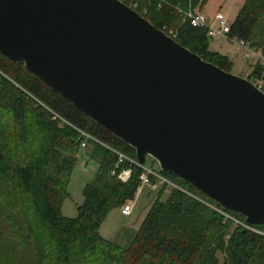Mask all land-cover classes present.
I'll use <instances>...</instances> for the list:
<instances>
[{
  "label": "water",
  "instance_id": "1",
  "mask_svg": "<svg viewBox=\"0 0 264 264\" xmlns=\"http://www.w3.org/2000/svg\"><path fill=\"white\" fill-rule=\"evenodd\" d=\"M0 54L160 171L264 223V91L121 0H0Z\"/></svg>",
  "mask_w": 264,
  "mask_h": 264
},
{
  "label": "trees",
  "instance_id": "2",
  "mask_svg": "<svg viewBox=\"0 0 264 264\" xmlns=\"http://www.w3.org/2000/svg\"><path fill=\"white\" fill-rule=\"evenodd\" d=\"M205 1L135 0V11L182 46L229 71V59L209 49L207 29L192 26L181 14ZM229 36L264 51V0L243 1ZM248 67L247 79L254 83L262 67L257 61ZM76 128L96 141L85 140ZM81 145L98 169L71 218L61 207ZM105 145L136 158L132 147L23 65L0 54V248L7 264H219L217 252L223 254L221 264H264V223L255 225L263 233L253 232L176 188L163 200L166 186L159 188L139 227L124 240L103 238L101 224L111 209L134 199L142 173L132 166L130 177L121 181L118 174L129 165H117V155ZM161 173L218 205L174 175Z\"/></svg>",
  "mask_w": 264,
  "mask_h": 264
},
{
  "label": "rangeland",
  "instance_id": "3",
  "mask_svg": "<svg viewBox=\"0 0 264 264\" xmlns=\"http://www.w3.org/2000/svg\"><path fill=\"white\" fill-rule=\"evenodd\" d=\"M243 1L244 0H206L202 6L198 5L193 9L205 13L208 15L209 19H213V17L220 12L226 16L228 24H232ZM128 4L130 5L129 2ZM181 14L184 18V13ZM208 44L211 51L218 52L220 55L226 56L229 59L231 62V67L229 68L230 73L245 78L248 77L251 72V68L248 67V64L253 63L254 60L244 58L245 51L236 41H230L222 36H208ZM260 74L261 76L254 82L257 80L259 81L264 75V70L262 68ZM144 165L155 171L159 170L157 161L150 156L145 157ZM97 169L98 162L90 157L88 149L81 145L77 150L76 161L70 175L67 187L68 197L63 201L61 207L64 216L72 218L77 215V207L81 205L83 201V188L94 178ZM159 190L160 189L150 191L144 189L138 196L135 194L136 199L129 215H123L121 213V207L111 209L99 229L101 236L114 242H121L122 239L124 240L125 234L129 235L139 227L150 204L158 195ZM170 190V187H166L161 195V199L164 200L168 196ZM5 256V251L0 248V264H7L5 261L6 258H4ZM216 256L219 260V264H221L223 261V254L217 252Z\"/></svg>",
  "mask_w": 264,
  "mask_h": 264
},
{
  "label": "built area",
  "instance_id": "4",
  "mask_svg": "<svg viewBox=\"0 0 264 264\" xmlns=\"http://www.w3.org/2000/svg\"><path fill=\"white\" fill-rule=\"evenodd\" d=\"M130 3L129 7L134 9L137 7V3L135 0H126ZM184 19L188 20V22L194 26V27H204L207 29V35L210 37H216V36H222L230 41H236L237 44L244 49V58L245 59H251L254 61H257L258 64L262 67L264 70V51H261L260 49H257L256 47H253L249 45L247 42H245L242 39H238L236 37H230V24L227 22V18L222 13H217L213 19H209L208 15L201 11L194 10L193 8H189L187 11L184 12ZM216 25V26H215ZM254 84L261 90L264 91V80L261 78L259 81L257 80L254 82ZM71 125V124H69ZM74 127V126H73ZM75 128V127H74ZM77 131L80 133V135L86 140L91 139L95 140V138L91 137L89 134L85 133L84 131L76 128ZM96 141V140H95ZM104 145V144H103ZM108 149H110L113 153L117 155L118 162L117 165L121 162L128 163L129 167L126 169L123 168L119 174L118 178L121 181H126L130 177L131 173V167L137 166L141 168L142 173L139 176V185L136 191L137 196L142 192V190H150V191H156L162 186L170 187V188H176L187 195L197 199L198 201L202 202L206 206L210 207L211 209L215 210L219 214L223 216V218L226 220L232 221L236 225H240L244 228H247L253 232L257 233H263L260 230H258L255 226L248 224L245 220H241L232 214L229 213V211L224 210L222 207L215 205L214 203H211L207 199L193 193L192 191H189L187 189H184L179 184L169 180L167 177H165L160 169L155 171L154 169L147 167L144 165V163H140L136 158H133L124 152H121L120 150H117L115 148H112L108 145H105ZM114 173V171L112 172ZM136 199V196L134 199L126 201L121 206V213L123 215H129L132 211L134 201Z\"/></svg>",
  "mask_w": 264,
  "mask_h": 264
},
{
  "label": "crops",
  "instance_id": "5",
  "mask_svg": "<svg viewBox=\"0 0 264 264\" xmlns=\"http://www.w3.org/2000/svg\"><path fill=\"white\" fill-rule=\"evenodd\" d=\"M215 52V51H214Z\"/></svg>",
  "mask_w": 264,
  "mask_h": 264
}]
</instances>
